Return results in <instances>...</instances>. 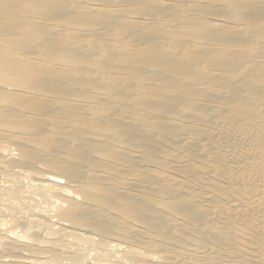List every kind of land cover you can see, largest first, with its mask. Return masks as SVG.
<instances>
[{
	"label": "bare ground",
	"instance_id": "1",
	"mask_svg": "<svg viewBox=\"0 0 264 264\" xmlns=\"http://www.w3.org/2000/svg\"><path fill=\"white\" fill-rule=\"evenodd\" d=\"M0 264H264V0H0Z\"/></svg>",
	"mask_w": 264,
	"mask_h": 264
}]
</instances>
